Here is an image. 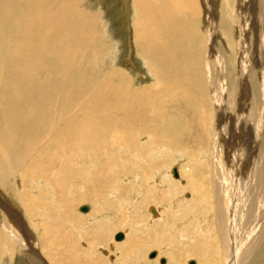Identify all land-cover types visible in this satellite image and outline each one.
Instances as JSON below:
<instances>
[{"label": "bare ground", "instance_id": "6f19581e", "mask_svg": "<svg viewBox=\"0 0 264 264\" xmlns=\"http://www.w3.org/2000/svg\"><path fill=\"white\" fill-rule=\"evenodd\" d=\"M131 1L136 14L133 23L135 45L146 67L152 69V73L157 76L155 79L162 84L159 88L156 87V90L153 86L133 90V79L121 69L111 70L103 81L91 76L90 69L94 62L102 64L99 57L94 59L97 61L91 60L90 57L95 52L93 49L102 45L100 42L104 38V31L99 16L92 12L86 14L83 8L84 0H0V234L7 238L9 246H17L20 253L30 259L31 264H60L55 261L56 254L52 251H56V246L60 244H69L66 240L70 231H66L68 228L66 229L64 222L75 229L76 226H82L83 221L73 220L76 218V205L86 202L87 205L84 206H87V218H97L99 215L94 213L96 208L91 203L95 205L94 202L100 200L104 193H114L109 189L112 186L111 177L114 178L120 173L121 177L125 178L128 174L118 170L117 174L112 176L115 169L110 167L115 163L118 166L120 161L132 163L131 158L116 155L119 147L127 145L128 149H132L134 156L141 160L145 155L150 160H162V157L166 159L168 156L166 157L165 153L168 149L175 151L177 155L196 160V155H199L198 148L201 154H210V159L207 160L211 166L206 163V174L192 178L191 174H199L204 166L196 164L198 161H195L196 163L190 166L189 173L187 172L188 177H191L187 178V183L184 182L185 176L178 170L179 175L172 176L177 184L185 183L188 190L191 187L199 207L206 201L210 205V215L207 214L203 222L204 227L201 226L208 238L200 232L199 241L196 239L197 231V235H192L194 248L188 247L186 254L197 258L194 264H264V150L260 148L264 143V49L262 54L258 53L254 57L251 67L244 45L248 39L246 30H253L257 25H260L258 29H261V39L264 42V0H226V13L220 12L216 15L214 0L211 4L208 3L210 0ZM242 2L243 13L239 15L237 8ZM260 12L262 19L258 16ZM233 29L238 33L234 45L237 52L233 56L232 64H228V56L231 54L229 49L233 50L234 41L232 43L230 38ZM218 42L225 44L226 52L220 49ZM83 54H89V59L84 58L85 61L81 57L80 61L79 57ZM233 64L231 71L228 68ZM79 67L83 69L78 70ZM250 68L252 72L248 71ZM50 72L59 81L56 88L53 85L52 92L45 89L49 84L46 82ZM76 77L80 81L90 79L82 82L84 87L80 92V88H76L75 92L68 88L70 84H81ZM61 88L63 90L60 95L57 92ZM92 91H95L94 95L91 94ZM165 99L166 105L176 104L175 107L160 106L161 110L165 108L162 111L156 109L158 104L166 102ZM178 99L180 102H177ZM209 100L217 105L219 118V126H216L218 129L213 135L212 131L210 134L208 130V121L213 117L209 110ZM94 103V109L101 114V121L105 120L103 116L106 115L105 111L98 110L99 108L114 110L127 105L140 110L138 115L142 120L136 121L131 115H127L130 110L127 106V112L121 111L124 116L118 124L113 123V120L106 124H101L99 120L97 123H90L87 118L92 114ZM167 108L176 112L168 114L167 119L158 120V115L164 113ZM182 108L189 109L187 111L190 113L181 111ZM187 118L192 121V126L185 129ZM146 120L149 121L145 122ZM143 139L145 140L142 141ZM211 140L216 141V146L212 143L210 148ZM184 142L189 143L187 146L190 147L191 144V148H196L194 154L187 148L180 147ZM221 142L223 148L220 149L218 143ZM142 143L146 145L145 150L139 146ZM247 143H252L253 151L248 150ZM74 145H77V148L71 149ZM175 145H178V150ZM159 148L163 150H158ZM155 150L158 151L156 158ZM146 160L148 159L145 158ZM2 163L6 165V174L1 171ZM149 167L156 169L157 177L168 175L167 170L161 169L162 164H150ZM39 171L40 177L47 182L48 187L44 186L45 189L48 192L56 190L55 197L59 205L56 212L48 206L45 208L47 212L44 213V201H40L38 197L33 198L30 204L32 207L27 212V206L23 202L25 200L14 191L11 179L13 178V182L17 181L14 178L18 172L30 187L35 177H38ZM88 175L89 178L92 177L93 182ZM8 179L12 185L8 183ZM75 180L80 181L78 187L75 186ZM15 185L19 189L17 182ZM92 187H97L95 195ZM81 189L83 191H80ZM203 192L207 193V196L204 197ZM6 195L12 200L9 201ZM26 201L29 202V199L26 198ZM36 202L40 203L37 205ZM102 203L101 206L105 208L104 202ZM33 209L39 212L36 218L32 213ZM98 209L101 210L100 205ZM148 211L152 220L161 218L160 208L148 207ZM91 212L93 217L89 216ZM73 214L75 215L72 216ZM117 214L112 212L107 216L106 222L110 221V227L115 226L113 222L116 219H122V216ZM54 218H57L59 223H55ZM87 218L81 219L86 222ZM96 221L92 220L94 224H99ZM199 221L201 222V219ZM74 222L78 225L75 226ZM82 228L85 229L84 226ZM47 229L51 230L49 234ZM121 233L123 238L128 240V245L123 249V256L115 252L113 243H109L108 249H100L106 259H115L112 264L131 261L134 257L132 252L137 247L136 241H132L135 234H129L127 228ZM160 242L153 246L159 248ZM153 246L142 249L133 258L135 263L156 264L161 260L158 250L154 252L157 254L154 261L142 259L148 255L145 250ZM35 248L38 249L37 252ZM72 251L74 250H69V247L64 251L63 258L67 261L64 260L61 264H70L68 261ZM38 254L40 257L35 258L34 255ZM177 255L179 257H173L171 251H166V258L163 263L160 261V264H181L182 255L185 254L177 251ZM60 256L62 258L61 254ZM85 256L87 255L83 256V253L75 251L72 262L75 258V264H90L91 261ZM121 257L125 261H120Z\"/></svg>", "mask_w": 264, "mask_h": 264}, {"label": "rangeland", "instance_id": "374dc122", "mask_svg": "<svg viewBox=\"0 0 264 264\" xmlns=\"http://www.w3.org/2000/svg\"><path fill=\"white\" fill-rule=\"evenodd\" d=\"M211 2H212V0L208 1L209 4H211ZM239 5L240 6L237 9H239V15H240V14L243 13V9H241V7L243 8V2L242 3H239ZM213 6L216 9L215 15L216 14H219L220 12L221 13L222 12L226 13V11H227V9L225 8L226 7V0H214L213 1ZM83 8L85 9L86 14H92L93 13V14L99 16V21L101 22L100 24H101V27H102V29L104 31V33H103L104 38H102L103 40H101V42H100L102 45L101 46L98 45V47H96L95 50L93 49V51H95L94 52L95 54L93 53L92 56L90 57L91 60H94L95 58L99 57L100 58V61L99 62H101L102 64H99L98 62L97 63L94 62V61H97V60H94L93 61L95 64H93V67H92L93 69L92 68L90 69L92 71L91 76H93V77L96 76V78H99V80L101 79V81H103L104 79H107V77H108V75H109V73H110L111 70L121 69V71H124L125 70L124 72H127V74L133 79V84H132L133 85L132 86V89L133 90H139L140 88L147 87V86H153L154 90H156L157 88H159L162 84H160V82L155 79V78H157V76L152 73V69L150 68V70H149V68L146 67V64H144V61L140 57V55L138 53V50H137V47L135 45V37H134V34H133L134 33L133 23H134V20L136 19V14H135L134 8H133V1H131V0H84ZM261 8H262V6L260 7V9ZM90 12H92V13H90ZM233 15H235V13H233ZM260 15H258V16H259L260 19H262V12H260ZM259 26L260 25L254 26L253 30L252 29L246 30L247 31V38L248 39L244 42V45H245L246 54H248V56H247L248 57V61L249 62L251 61L250 62L251 63V67L253 65L252 61H254V59H255L254 57H256L258 53L262 54L263 49H264L263 48L264 47V42L261 39V37H262L261 29H258V28H260ZM255 27L257 28L256 30H255ZM262 29H264V28L262 27ZM231 34H232V36L230 38L232 40V43H233V41H234V43L232 44L233 45V50L231 48L230 49L228 48L229 51L231 52V54H229V56H228V64H232L231 61H232V59H234L233 56H235L236 55V52H237V50L235 49L234 45L237 42L238 33L236 32L235 29H233V31H232ZM98 43H99V41H98ZM102 46H104V47H102ZM218 46H220V49L222 51L226 52L225 51V44H222V42H220V43L218 42ZM226 46H227V44H226ZM260 48L262 49V51H261ZM83 55H81L79 57L80 61L82 60V58H83V60H85L84 58H86V60L89 59V54H87V55L86 54H83ZM224 55L227 56L226 53ZM234 64H235V62H234ZM234 64L233 65H230L228 69L232 71L233 70V67H234ZM258 68L261 69L260 66ZM82 69L83 68H81V67L78 68V70H82ZM250 70H251V72L253 71L252 68L248 69L249 72H250ZM51 73L52 72H50L48 74L49 79H48V81L46 83H49V84H48V86L45 89H49L52 92L53 91V87L55 86L54 88H56V86L58 84L57 82H59V81H58L57 77L56 76H53V74H51ZM100 73H102V74H100ZM94 74H96V75H94ZM91 79H93V78H91ZM77 80H78V78H77ZM89 80L90 79L87 78L85 81H89ZM85 81L78 80V83L80 82L81 84H79V85L78 84H70L68 86V88L72 92H75V89L76 88H80L79 89V92H80L81 89L84 87V85L82 84V82H85ZM62 90H63V88H61L59 90V92H57V93L60 94V92ZM94 92L95 91H92L91 94H93ZM147 101L148 100H143V102H147ZM177 102H180V100L178 99ZM166 103H167V100H166V102H162V103L158 104L155 108L158 109V110H160V111H162V110H165V108H163L161 110V109H159L160 106H162V107H168L169 106L170 108H174L175 105H176V104L174 105V104H170V103H168L166 105ZM210 103H211V101L209 100L208 101V104L210 105L209 110H210V113H212L214 119L212 117V120H209L208 121V124H209L208 130H209L210 134H211V131H212V135H213V133H215V131L218 129V127H216V126H219V118H218V113H217V105L212 104V103L210 104ZM94 105H95V103L93 104L92 114H90V117H88L87 119H88V121L90 123L91 122H96L97 123V121L99 120V122L101 124H104V123L106 124L108 122H111L112 120H113V123H115V124L117 123L118 124V122L124 116L121 111H126L127 112V110H125L126 109L125 107L128 106V105L127 106H120V108H115L114 110H111V109H109V110L106 109L105 110V109H102V108H99V109L97 108L98 110L105 111V115L106 116H103V118L105 120L104 121H101L100 120L101 114H99L98 112H96V110L94 109ZM128 107H130V110H128V114L127 115H131V117L134 120H136V121L137 120H142V118H140L139 115H138V113L140 112V110H138L135 107L132 108V106H128ZM187 110H189V109H185V108H182L181 109V111H187ZM175 112L176 111L171 112V110H169V108H167V110L164 113L158 115V117H159L158 120L160 118L167 119V117H168L167 115L168 114L175 113ZM187 112H189V111H187ZM185 115L188 116V114H185ZM148 121L149 120H146L145 122H148ZM126 122H128V121H126ZM126 122H124V123H126ZM186 122H188V123L185 125V129L187 127L190 128L192 126V121L188 119V120H186ZM206 124H207V122L205 123V127L207 126ZM240 139L243 141V138L242 137H240ZM144 140L145 139H143L142 141H144ZM212 140L209 143V147L210 148H211V144L212 143H215V146H216V141L214 142ZM187 144H189V143H185L184 142L182 145H180V147H185L191 153L194 154L196 148L194 146H193V148H191L192 147L191 144H190V147L187 146ZM247 144L249 145L248 146V150L249 151H253L254 146L252 145V143L251 144L247 143ZM263 144L264 143H262V145L260 146V148L262 149V151L264 150V145ZM218 145H219V148L220 149L223 148V143L222 142L220 144L218 143ZM122 146L123 147H119L117 149L116 155L118 154L117 155L118 157L120 156V157H125V158H128V159L131 158L130 160H132V163H125V162H121L120 161L119 162L120 163L119 166L117 165V163H115L114 165H112L113 167H110V169H113V170L115 169V173L112 176L116 175L117 172H118V170L119 171H124L126 174L127 173L128 174L125 175V178H122L120 173L117 176H115L114 178L111 177L110 182H111L112 186L109 189L110 190L112 189L111 191H113L114 193L111 195L112 192L109 190V192H111V193H104L103 196H101L100 200H98L97 202H94L95 205L93 203H91L96 208V210L94 211V213L96 212V214L99 215L97 218L92 216L93 215L92 212L89 214V216H92L93 218H91V217L90 218L89 217L87 218L86 215L88 214V211L85 212V213L80 212V210L78 209V207L87 205L86 202H81V203H79V204L76 205L75 210H74V212L76 213V215L75 214L72 215V216L75 215L76 218L73 219V220L75 221L76 219H78L80 221H83V222H81L82 224L80 223L82 226H76L78 224L75 223L76 222L75 221L74 222V224L76 226V229H75V228H71L70 227V224H67L66 222H64L68 226V227L66 226V229L68 228L66 231H70V235L67 236L68 238L66 240L67 244L68 243L69 244L66 245V243H64V244H60L59 246H56L57 250L56 249L55 250L56 251H59V252L61 251L62 253L61 252L59 253V252H56V251H52V253L54 255L56 254L55 261H57V263H60V264H61L62 261L63 262L67 261L63 257L65 255V252L64 251L69 247V250L70 249H73L74 250V251H72V254L69 255L71 258L68 261V263H70V264L71 263L72 264H75V262H76V259L75 258H74L75 261L72 262V257L74 255L75 251L77 253L79 252V254H82L83 253V256L84 255H87V256H85V258H87L89 261H91L90 264H94V263L95 264H112V262H115L114 261L115 259H113V261H109V259H106L107 257L104 256V255H102L100 253V249L101 248L102 249H108L107 246L109 245V243H113L114 246H115V248H116L115 249V252L116 253L118 252L119 256L120 255L123 256V254H125V251H124L125 250V247H126V245H128V240H126L127 238H123L122 241L115 242L114 239H113V236L116 233L122 232L124 230V228H127L130 231L129 234H131V235H134V234L137 235V236L134 235L135 237L133 236V239H132V241L133 242L136 241L135 243L137 244V245H135V246H137L135 248V250L137 251V253L136 254L134 253L135 250L132 252V254L134 255L133 258H135V256L138 255V253L141 252L142 249L146 248L149 245H152V246L153 245H156L155 243H158V242L161 241L160 242L161 245H160L159 248H156V246L155 247L153 246L154 248L152 247L149 250H145L146 251L145 253L146 254L148 253V255L146 256V258L144 257L142 259H144V260L146 259L147 261H154L156 259V256H157V254H155V253L158 250V253L160 255V259L161 260H158L159 263L156 262V261L155 262H156V264H160V261H162L164 258H166L164 256V253L166 251H168V252L171 251L174 254L173 257H175V255L177 257L178 256L177 255V251H180V254H185L184 256L182 255V258L184 260L181 258V260H182V263L181 264H185L186 261H187V264L190 261H194V263H195V261H196L197 258H194L193 256H191L189 254H186V251H188L189 248L190 249L194 248V247H192L193 246V243H192L193 241L192 240L194 238V237L192 238V235L193 234L195 235L197 233V231H198L197 234H198V236L200 235L199 236L200 238L198 236H196V239H199V241L201 239L200 232H202V234L204 235V237L206 236L208 238L207 234L204 233L205 231L203 232V229H201V226L204 227L203 222H204V219L206 218V216H208L207 214H209L208 211L210 210L209 209V206L210 205H208V203L206 201V202H204L202 204L203 206L199 207V204H197V201L194 199L195 198V196H194L195 194L192 193L191 187L187 186V187H189V190H188V188H186L185 183L184 184H180V183L177 184V181L176 180H173V177H172L173 176V172L172 171H173V169H175L176 172H177V174H178V171H179L183 177L184 176L186 177V178L184 177V182L187 183L188 180L191 178V177H188V175H187L189 173V168H190V166H192L193 164H195L198 161L196 164H200V165L202 164V165H204L203 166L204 168L201 167V171L199 172V174L192 173L191 176H193L192 178H195L198 175H205L206 174L207 165H208V160L207 159H210V157H209L210 154L208 153L209 156L208 155L205 156V155L201 154L200 153V150L197 148V151H198L199 155L197 154L196 155L197 156L196 160H193L192 158L191 159L190 158L188 159L187 157H185V156H183L181 154L180 155H177L175 153V151L173 152V150L168 149L166 151V153H165L166 154V157L168 156V158H166V159L164 157H162V160L161 159H158V160H156V159L155 160H150L149 157L148 156L146 157V155H145L144 158H143L144 160L143 159L141 160V158H137V157L134 156V153H132V149H128L127 148V145H122ZM139 146H140V148L142 150H145L146 149L145 148L146 145L143 144V143L141 145H139ZM72 147H71V149H75V148H77V145H74ZM175 147H177V150L179 149L178 145H175ZM158 150H163V149H160L159 148ZM83 153H84V151H83ZM157 153H158V151L155 150L154 151L155 158L157 156ZM72 155H73V157H75L73 153H72ZM170 157H172V158L169 159ZM145 158H147L148 160L145 161ZM198 158H199V160H197ZM206 163H207V165H206ZM150 164H162V168L161 169L163 171H166L167 170L168 171V175L164 174L161 177H159V176L157 177L156 176V169H150V167H149ZM142 165H143V167H142ZM5 166L6 165H4L2 163L1 171L2 172H5V174H6L7 168ZM208 166H211V164H209ZM80 167H81V170H82V166H80ZM92 168H89V169H92ZM121 168H122V170H121ZM168 168H169V170H168ZM179 168H180V170H179ZM181 168H184V169H181ZM145 169H146V171H145ZM170 169H171V172H170ZM129 170H130V172H128ZM92 171H90V172H92ZM139 173H141V174H139ZM146 173H147V175H146ZM40 174H41V171H39L38 177H35V181L30 184V187H28V185H27V180L21 179V177L19 175V172L16 174V178H14L17 181H14L13 182V178H12L11 179V182L13 183V185L11 184V182L9 181V179H8V183L11 184L13 186V188H14V191H16V193L20 197H23V199L25 200L23 202L27 206V209H26L27 212L29 211V208L32 207V205H30V204H32L33 198H36L37 199V197L40 199V201L42 199H43L42 202L44 201V203L42 204L44 206L43 207V210H42V211H44V213L47 212V210H46L47 208L46 207H48V206H51L53 212H56V211H58V207H59L58 202L56 201L57 199L55 197V191L56 190L53 189V190L49 191L50 192L49 193L47 191V189H45V187H44V186H47L46 185L47 182L45 181L44 178H41L40 177ZM193 174H195V175H193ZM28 175H29V173H28ZM140 175H141V177H139ZM17 176H19V178ZM89 176L90 175H88V178H89ZM145 176H147L148 178L145 177ZM31 177H32V175H30V178ZM119 177H120V181H119ZM187 178H189V179H187ZM89 179L92 180V182H93L92 177H90ZM115 180H116V184H114V181ZM16 182L19 184V189L15 185ZM74 182H76L75 183V186L78 187L77 184H79L80 181L75 180ZM25 184L27 185V187H24ZM182 185H185V186H182ZM205 185H206V183L204 181L203 182V186H205ZM71 187H73V184L71 185ZM116 187H118V189L115 190ZM121 187H123V188L125 187L126 189L125 188L122 189ZM41 190H42V192H41ZM95 190L97 191V187L96 188H93L92 187V192L94 193L93 195H95V192H96ZM124 190L127 191V192L125 193ZM26 191H28V192H26ZM53 191H54V194H53ZM80 191H83V189H81ZM36 194H38V195H36ZM47 194H49V195L51 194L50 197ZM202 195H204V197H205V196H207V193L203 192ZM24 196H26V198L29 199V202L26 201V198H24ZM43 196H44V198H43ZM6 197L8 198L9 201L12 200L7 195H6ZM52 198H54L55 201H53ZM101 200H102V202H104V205L106 206V207L104 206L105 208H103V206H101L103 204L101 202ZM114 200L115 201L117 200V201L116 202H113ZM184 200H186V202H184ZM39 203L40 202H36L37 205ZM97 203H99V205L101 207V210H100L101 212L98 209L99 205ZM11 204H13V203H11ZM34 204L35 203H33V205ZM127 204H130V205H127ZM109 205H111V206H109ZM204 206H206L205 207L206 210H205V208L203 209ZM129 207H131V208H129ZM148 207L160 208L161 218L160 219H156V220L155 219L152 220L150 218L151 217V214L148 211ZM195 208L197 210H195ZM50 210H48V211H50ZM112 212L113 213L120 214L122 216V219H120V220L119 219H116L113 222L115 226H111L110 227V221L109 220H108V222H106V221H107V218L109 217V214H112ZM20 213H23V212H20ZM32 213L35 215V218H36V215L39 214V212H37V210H34V209L32 210ZM133 215H135V216H133ZM203 215H204V217H203ZM79 216H81V218H84V219L87 218L86 219V222L83 219H81ZM56 219L54 218V222L55 223H59V221L56 220ZM93 219L94 220H97L96 222H98L99 224H94L92 222ZM200 219H201V222L199 221ZM100 221L102 223L105 221L106 223L104 222L102 224V223H100ZM61 223H63V222H61ZM119 223L120 224L122 223V224L119 225ZM162 223H164V224H162ZM156 224H158V225H156ZM83 226H84L85 229L82 228ZM157 226H158V228H157ZM46 227H49L50 228L51 226H46ZM97 228H98V232H97ZM104 228H105V230H104ZM182 228H183V230H182ZM101 229H102V231H100ZM111 229H113L114 231L112 232ZM47 230H48L47 233L49 234V232H51V230L50 229H47ZM88 230H90L89 231V234L91 233L90 235L87 234L88 233ZM164 230H165V232H164ZM181 230L183 232H181ZM39 231H40V229H39ZM39 231H38V233H39ZM83 231H84V233H83ZM103 231H104V233H103ZM187 231H189V232H187ZM92 233L93 234L95 233L94 234L95 236ZM51 234L52 233H50V235ZM102 234L104 236L105 235L106 236L104 237V236H102ZM155 234H156V236H155ZM85 235H87V236H85ZM186 235H188V236H186ZM0 236H1V238H0V243H1L0 244V248H1L0 249V264H31L30 263V259L24 257L20 253V251L17 248V246H15V245L9 246L8 241H7V238L5 236L1 235V234H0ZM187 237H189V238H187ZM154 239H157L158 241H156ZM37 240H38V238H37ZM124 242H126V243H124ZM179 243H181V244H179ZM177 244H179L180 246L177 245ZM62 245H63V247H66L67 246V248L61 247ZM170 245H171V247H170ZM12 246H14L15 248L12 247ZM35 246L37 247V245H35ZM168 247H170V248H168ZM59 248H60V250H59ZM37 250L38 249L35 248V251L36 252H37ZM152 252L153 253L155 252L154 253L155 255H154V258L150 259L149 258V255ZM110 253H112V252H110ZM60 254L62 255V258L60 256ZM112 255L113 254H111V256ZM34 257L37 258V257H40V255L39 254L37 256L34 255ZM42 257L46 261H48L43 255H42ZM57 258L60 259L61 261L60 260L58 261ZM67 258H69V257H67ZM133 258L131 259V261H129V260L127 261L128 264H136L135 263V259H133ZM121 260H124V259H122V257H121L120 261ZM82 261H84V260H82ZM92 261H93V263H92ZM125 262H122V264H127V262L126 263ZM44 264H47V262L44 263Z\"/></svg>", "mask_w": 264, "mask_h": 264}, {"label": "water", "instance_id": "95a60500", "mask_svg": "<svg viewBox=\"0 0 264 264\" xmlns=\"http://www.w3.org/2000/svg\"><path fill=\"white\" fill-rule=\"evenodd\" d=\"M172 172H173V176H174V177H177L176 170L173 169ZM80 211H81V212H86V211H87V206H81V207H80ZM152 212H153V210H152ZM114 239H115L116 241H120V240H122V239H123V234H122L121 232L116 233L115 236H114ZM154 255H155V254L152 252V253H150L149 257H154ZM163 262H164V260L161 261V263H163ZM189 264H194V262H193V261H190Z\"/></svg>", "mask_w": 264, "mask_h": 264}]
</instances>
